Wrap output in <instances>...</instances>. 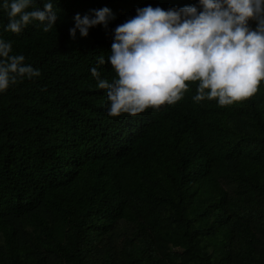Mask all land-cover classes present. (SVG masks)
Wrapping results in <instances>:
<instances>
[{
	"label": "trees",
	"instance_id": "obj_1",
	"mask_svg": "<svg viewBox=\"0 0 264 264\" xmlns=\"http://www.w3.org/2000/svg\"><path fill=\"white\" fill-rule=\"evenodd\" d=\"M196 3L53 0L55 27L20 34L0 12L41 73L0 93V264H264V81L224 107L189 82L175 104L109 117L90 73L115 77L97 60L136 8ZM102 7L107 28L70 38Z\"/></svg>",
	"mask_w": 264,
	"mask_h": 264
},
{
	"label": "clouds",
	"instance_id": "obj_2",
	"mask_svg": "<svg viewBox=\"0 0 264 264\" xmlns=\"http://www.w3.org/2000/svg\"><path fill=\"white\" fill-rule=\"evenodd\" d=\"M0 0L8 23L4 30L20 34L38 22L44 32L60 17L53 0ZM135 16L113 29L110 55L98 57L115 72L109 81L99 67L90 69L95 87L106 90L109 117L136 116L180 101L196 82L194 101L215 99L224 107L257 93L264 81V0H197L167 10L138 7ZM108 7L73 16L69 36L87 37L90 28H107ZM254 22L255 27L251 24ZM41 75L13 53L0 37V93L24 79Z\"/></svg>",
	"mask_w": 264,
	"mask_h": 264
}]
</instances>
